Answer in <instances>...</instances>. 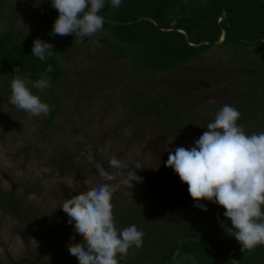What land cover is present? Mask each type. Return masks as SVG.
<instances>
[{
	"label": "trees",
	"instance_id": "obj_1",
	"mask_svg": "<svg viewBox=\"0 0 264 264\" xmlns=\"http://www.w3.org/2000/svg\"><path fill=\"white\" fill-rule=\"evenodd\" d=\"M33 1L39 9L27 33L0 29V103H9L14 74H23L32 83L47 75L50 87L40 94L32 87L50 107V113L41 116V132L50 129L59 114L57 88L79 54L98 65L77 71L79 88L88 90L86 100L115 89L117 101L126 109L119 124L133 127L124 149L152 129L160 137L154 150L162 155L163 144L171 136L181 140L189 132L202 135L225 104L241 113L237 123L246 134L264 132V0H122L118 8L106 0L100 13L103 28L82 42L74 35H50L57 10L51 0ZM37 38L54 45L51 58L41 61L32 55ZM17 68L20 73H14ZM201 82L210 84L209 94L194 91ZM193 146L189 142L185 148ZM108 161L95 155L92 174L96 181L102 179L96 164L108 169ZM55 162L62 169L75 168L74 157L65 150ZM135 171L143 182H134L126 204L114 201L122 198L113 195V216L118 230L132 224L142 229L143 244L139 249L132 246L123 259L117 254L118 264L264 262V245L241 251V245L220 226L223 222L231 227L225 209L208 201H200L207 211L195 207L188 186L173 170L171 176L145 167ZM29 193L26 189L20 197L15 187L0 188V208L33 233L47 237L51 252L48 256L27 252V259H9V264H78L68 252L70 243H81L74 222L66 219L53 228L47 226L38 211L24 207ZM183 198L190 202L184 205ZM159 209L166 214L159 215ZM258 222H264V216ZM188 254L191 260L184 259Z\"/></svg>",
	"mask_w": 264,
	"mask_h": 264
},
{
	"label": "clouds",
	"instance_id": "obj_2",
	"mask_svg": "<svg viewBox=\"0 0 264 264\" xmlns=\"http://www.w3.org/2000/svg\"><path fill=\"white\" fill-rule=\"evenodd\" d=\"M106 0H51V6L58 12L50 35L81 38L92 37L104 26L100 14ZM113 8H118L122 0H110ZM23 30L28 27L19 19ZM221 40V39H220ZM54 45L37 38L33 41L32 55L41 61L51 58ZM49 71H52L49 66ZM20 73V69L14 70ZM31 85V87L29 86ZM47 75L32 83L23 74L13 75L9 103L18 110H24L33 117L47 116L48 104L33 93L32 87L39 91L50 87ZM241 113L231 105L225 104L215 119L207 124V130L190 148L177 147L169 153L166 167L178 175L188 186V192L195 207L201 211L207 208L200 201L218 204L225 209L224 216L230 220L229 228L220 222L221 228L244 249L264 245V132L248 135L243 126L238 125ZM89 160H92L89 153ZM109 168L96 164V171L102 179L97 186L65 199L61 209L68 216V223L74 222L75 232L81 243H70L68 252L78 264H118L117 254L123 259L132 246L139 249L143 244V230L135 224L118 230L115 227L112 198L119 180L130 189L135 183H142L136 169L122 171V162L112 156ZM130 195V194H129ZM35 243V241H33ZM191 260V254L184 257Z\"/></svg>",
	"mask_w": 264,
	"mask_h": 264
},
{
	"label": "rangeland",
	"instance_id": "obj_3",
	"mask_svg": "<svg viewBox=\"0 0 264 264\" xmlns=\"http://www.w3.org/2000/svg\"><path fill=\"white\" fill-rule=\"evenodd\" d=\"M38 9V4L33 0H0V29L22 30L19 19L28 26ZM96 37L103 39L99 34ZM77 57L74 61L76 65H68V74L57 88L59 114L53 126L45 132L40 131L41 116L33 117L10 103H0V188L9 190L15 187L20 197L26 189H30L24 207L38 211L44 217V224L51 228L61 220L69 219L61 209L65 199L97 186L99 181L92 174L96 154L102 160L116 156L122 162L121 170L139 165L154 174L171 176L172 170L165 166L169 153L177 147L185 148L187 143H193L201 136V133L190 132L181 140L171 136L163 144L164 154L160 155L154 150L160 140L159 134L149 129L140 142L128 150L124 149L125 139L133 127L119 124L126 109L117 101L115 89L86 100L88 90L79 88L77 71L98 65L96 61L86 62L82 54ZM117 66L121 68L123 64ZM113 67L116 68L115 65ZM194 91L209 94L212 87L207 82H201ZM230 100L234 101L233 98ZM62 150L74 157V169L57 166L55 161ZM120 179L111 181L118 184L114 195L122 198H114V201L126 204L130 201L127 192L131 189L120 184ZM183 201L185 205L190 199L183 198ZM157 212L159 215L166 214L162 209ZM173 212L177 214L178 208ZM27 252L48 256L51 246L47 237L42 236L41 232L33 233L0 208V264H9V259L25 260L28 258ZM257 264L264 262L258 261Z\"/></svg>",
	"mask_w": 264,
	"mask_h": 264
},
{
	"label": "water",
	"instance_id": "obj_4",
	"mask_svg": "<svg viewBox=\"0 0 264 264\" xmlns=\"http://www.w3.org/2000/svg\"><path fill=\"white\" fill-rule=\"evenodd\" d=\"M222 41H223V36H222L221 40L218 43H221Z\"/></svg>",
	"mask_w": 264,
	"mask_h": 264
}]
</instances>
